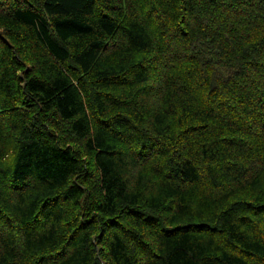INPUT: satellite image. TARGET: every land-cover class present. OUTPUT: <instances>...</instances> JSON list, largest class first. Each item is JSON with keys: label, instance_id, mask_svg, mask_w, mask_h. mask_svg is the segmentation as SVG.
I'll return each instance as SVG.
<instances>
[{"label": "trees", "instance_id": "obj_1", "mask_svg": "<svg viewBox=\"0 0 264 264\" xmlns=\"http://www.w3.org/2000/svg\"><path fill=\"white\" fill-rule=\"evenodd\" d=\"M0 264H264V0H0Z\"/></svg>", "mask_w": 264, "mask_h": 264}]
</instances>
